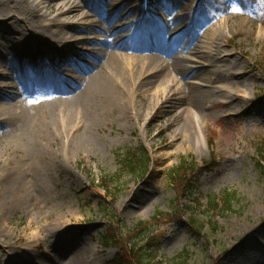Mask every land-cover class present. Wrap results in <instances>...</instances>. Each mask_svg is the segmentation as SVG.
<instances>
[{"label":"rangeland","instance_id":"1","mask_svg":"<svg viewBox=\"0 0 264 264\" xmlns=\"http://www.w3.org/2000/svg\"><path fill=\"white\" fill-rule=\"evenodd\" d=\"M115 1L102 0L99 10L89 5L90 0H63L60 5L59 1H54L38 32L31 34L22 24L25 34L22 37L20 33L8 34L14 37L10 43L3 39L4 32L0 30V64L6 60L14 61L15 66L28 62L22 57L26 52L23 49L36 47V36L46 25H54L48 26L49 31H62L60 23L66 22L71 24L66 42L70 47L48 43L49 50L64 52L68 46L75 55L77 51L86 55L77 54L80 63L75 67L67 64L65 69L58 70L59 74L66 75L59 76L69 80L87 77L93 81L102 63L109 66L110 63L97 55L88 56V52L95 53L97 45L102 43L129 42L131 38L125 39L122 33L133 36L138 32L137 24L131 23L132 18L125 24L120 22L133 14L129 9V13L125 11L127 7L117 10L113 16ZM157 1L152 3L154 15L151 18L154 17L151 20L167 27L162 37L142 43L144 49L131 46L119 50L126 56L110 61L118 73L124 75L126 64L138 69L143 65L159 68L163 65L166 71L163 76L155 75V89L163 88L168 79L173 81L166 92L152 98L147 109L150 115L141 122L147 128L146 136L134 119L121 118V113L132 115L129 104L113 112L107 103L106 111L103 112L101 106V110L91 111L97 115V128L92 126L82 131L80 137L68 141L71 126L81 121L88 123L91 112L84 108L82 119L76 121L78 105L74 101L57 100L56 104L65 108L68 123L72 124L63 128L60 107L52 103V98L44 99L50 102L45 111L38 113L39 118L48 117L47 120L53 121L59 136L55 143L45 144L47 151H51L47 161L41 155H32L34 138L29 140L0 131V229L5 231L0 232V264L12 261L14 264L18 260V264H54V261L66 264L70 260L78 264H113L120 257H123L121 262L131 261L135 247L152 251L156 264H264V174L254 158L255 147L264 142V0H162L163 5L154 6ZM39 2L34 0L33 4ZM175 2L177 5L170 8ZM79 3L92 13L85 18L89 26L82 27L83 30L75 26V21L81 20L83 15L81 8L66 16L61 14L64 8ZM116 3L122 6L124 0ZM128 5H138L140 10L141 0H131ZM100 10L107 19L113 16L105 31L96 27L103 26L99 22L106 23L97 13ZM174 15H178L176 20H172ZM226 20L229 22L222 29ZM118 26L122 31L113 34ZM83 38L87 41L80 42ZM206 40L208 45H205ZM220 51L237 57V66L228 70L230 62H218L216 55ZM178 57L186 68L196 67L203 78L182 80L175 69ZM80 66L83 67L78 69ZM207 77L212 81L207 82ZM186 81L202 83V89L211 91L215 100L214 106L209 103L206 108L201 104L193 108L205 134V146L198 145L192 136L186 138L182 112L187 104L182 102L180 93ZM65 84L71 85L70 81ZM221 84L227 86L232 95L217 92ZM16 86L12 90L22 94L17 95L15 103L22 101L23 104L24 88L20 82H16ZM147 89L138 90L135 98L138 105L147 102L142 93ZM14 91L3 92L1 100L8 102V98L16 95ZM6 117L3 115L0 119L6 120ZM88 133L91 138L86 137ZM65 135L69 137L68 142L62 139ZM53 149L57 151V160ZM145 153L147 156L143 157ZM129 157H143V161L132 171L124 165ZM21 161L39 162L51 169L49 173L32 169L31 177L24 178L26 173L23 176L18 167L20 182L1 180L3 173H10L7 162L21 166ZM185 162L198 168L193 175L199 183L192 196V199L197 197L196 204L187 203L184 197L183 188L191 177L183 172L188 168L180 170ZM179 170L180 175L176 172ZM12 191H18L21 197L11 201ZM225 194L233 198L231 209L222 211L224 205H220L211 212L208 200L214 196L224 201ZM158 213L162 215L157 217ZM60 220L66 221L68 227L58 233H70L67 238L72 244L69 248L59 241L65 251L62 256L53 250L58 240L49 231L43 232L38 250L27 244L33 232L31 227L50 228ZM143 223L148 225L142 226ZM200 224H203L202 231L194 227ZM110 229L116 233L118 246L105 248L100 237ZM249 233L261 245L254 247L257 253L240 248V254L227 258L228 248ZM79 247L88 250L83 252L84 259L80 262L76 255Z\"/></svg>","mask_w":264,"mask_h":264},{"label":"bare ground","instance_id":"2","mask_svg":"<svg viewBox=\"0 0 264 264\" xmlns=\"http://www.w3.org/2000/svg\"><path fill=\"white\" fill-rule=\"evenodd\" d=\"M33 1L34 0H0V30L4 32L3 39L6 42L10 43L14 39V37L9 36L11 34L15 35L16 33H20L21 37L25 34L21 29L22 24L26 25L28 31L31 30V34H33L35 30V32H38L37 28L41 27V21L49 16L48 10L52 8L51 3L54 1H59L60 5L61 1L63 0H40L37 5H34ZM118 1L121 0H116L112 4L114 8L113 16L116 15L117 10L121 11L126 7L129 8L128 4L129 2H131V0H124V3L122 4V6H120L117 5L118 3H116ZM161 1L158 2V5H163ZM95 2L100 4V2L97 0ZM176 5L177 2L172 3L169 7L174 8ZM80 8L82 7L78 5H72V7L64 8L61 11V14L66 16L74 13L75 11H78ZM127 8L125 9V11L127 10ZM134 10H137V6L134 7ZM82 11L85 15H83L81 21L79 22L85 24V18L90 17L92 14L87 11L85 7L82 8ZM139 14V16H144V14ZM101 16H103V14ZM177 17L178 15L176 17L174 15L172 20H176ZM121 21H123V23L125 24L127 21H129V17L125 20L122 18L120 22ZM143 21H145V23L147 24L146 30H148L149 33H152V40L150 41V43L160 39L161 30L163 29V27L158 24L152 23L150 20H147L146 17ZM109 22L110 18H108L105 24L102 22L103 26L99 27L96 25V27L100 30L105 31L106 26ZM228 22L229 21L226 20L225 23L222 24L221 28L224 29L227 26ZM48 26L52 28L54 25H46V31L43 29V32H40L41 34H39V36H36V47L31 46L29 48L23 49H26V52L22 57L23 59L26 58V61H30V63L23 61V65L15 66L14 61H12V63H9L6 62V60L4 64H0V117L3 115L7 116L6 120L0 119V131L2 133L8 131L11 132L13 135H19L29 140H33L34 138L32 146V155L38 157L41 155L47 161V159H49L51 151H47L45 144L46 142L55 143L56 141H58L59 136L56 131V125L53 123V121L47 120L48 117L39 118L38 113L39 111H45V109H47L46 107L48 106L50 101L44 99L52 98V103L54 105H57V100H60L62 103H69L74 101L76 105H78L76 107V121L82 119V113H84V108L90 112L93 110L101 109L104 112L108 108L107 103H110V105H108L111 106L110 110L112 109L113 112H117L118 110L120 111V108L122 109L123 107H126L127 104H129L132 115L129 116L126 112L124 114L121 113V118L126 121L134 119L140 129V132L144 136H146L147 128L145 125H142L141 122L144 117L148 118L150 115L147 109H149V106L152 104V98L159 96L164 91L166 92L169 89L171 82H173L171 81V79H168L165 82V86L163 88L155 89V75L163 76L166 71L165 67L163 65L162 67L160 66V68L157 66L143 65L141 69H138L135 66L132 67L131 64H126L125 75L118 73V69H115L114 65L110 61L113 62L114 60L122 59L126 56L124 51L121 52L119 50H125L131 46L144 49V45L139 41V39H136V43H134V38H131L129 42L123 41L121 43H117L118 45L112 43L106 45L102 43L97 45L94 51L95 53L88 52V56H91L92 54L93 57L97 55L101 58H106V61L110 63V66L108 65V63H102L100 69L97 72V75L95 74V79L93 81H91V79L87 77L70 78V80L68 79V81H70L71 85H63L61 87L60 84L57 83L59 82V78L56 77V75L53 73L54 66L57 67V65L60 63L62 65L67 64L65 62H68V64L70 63L77 65L80 60L79 57H76V55L82 54L85 57L86 54L83 51H80L77 52V54L75 55L72 50L69 49L64 52L54 51V48L49 50L48 43H51L52 46H70L69 43L66 42L68 40L67 29L71 27V24L62 22L60 23V26L63 28V30H56L54 32L49 31ZM107 31H109V29ZM20 40L21 39H19V41ZM83 41H87V39L83 38V40H81L80 42ZM205 43V45H208L209 42L206 40ZM68 46H66V48H69ZM182 46H180V49L182 48ZM15 49L17 51V48H14V50ZM207 49L208 47L205 46L204 50L206 52L208 51ZM211 50L212 47H210V51ZM36 53H43V55L38 56L36 55ZM216 59L218 60V62H222L225 64L230 62L227 67L228 70L235 68L238 63V58L226 51L218 52V54L216 55ZM153 63L155 64V62ZM82 67L83 66H80L78 69H81ZM175 69L180 74L181 79L183 78L182 80L190 79L193 77L203 78L199 74L200 72L197 70L196 67H194L193 69L186 68L181 63L180 57L176 59ZM12 79H14L15 81L13 80V82H11ZM206 80L207 82H211L212 78L207 77ZM16 82H20L24 88V91L26 92L23 104H21L22 101H20L19 103H15L17 95H19L18 93H20L17 92V90H12L17 88L18 85L16 86ZM179 82L180 81L174 82L173 85L176 86V84H178ZM184 85L185 89L187 90L182 89L180 93L182 96V102L185 104V106L187 104L184 112H182V115L185 119L183 127H186V138L192 136L198 145L205 146V134L199 126V119L198 116L195 114L193 108L198 107L200 104L203 105L204 108H206L207 104L209 103L213 104L214 106L215 100H212L211 91L202 89L203 84L200 82L186 81ZM174 86H172L171 88H174ZM146 87L148 89L143 91L142 93L144 94V98L147 102L138 105V103L135 101V98L138 95V90L143 88L145 89ZM52 89H56V91H52ZM9 90L12 92L14 91L16 95L10 97L11 100L9 99L8 102L1 100L3 99V92H8ZM44 90L48 92H45ZM216 91L219 93H223L227 96L232 95L229 91V88L224 84H221ZM99 106H101V109ZM59 107L61 117L60 126L66 128L68 127V125H72L68 123L65 108L61 106ZM133 111L136 112L133 113ZM92 126H95V128H97L98 124L96 113L91 112L88 123H84L83 121H81L80 123L73 124L68 133L71 138L65 135L62 136V139H66L67 141V138H69L68 141H71L74 138H78L82 135V131L85 132ZM89 133L91 134V132ZM89 133L88 135H86L87 138H91ZM53 156L55 160H57L58 155L55 149H53ZM6 167L10 168V173H3L1 175V180H4L6 182H20L21 177L20 170L17 169L18 167L22 169L21 173H23V176L24 173H26V176H24V178L31 177L32 169H42L45 170L46 173H49V170L51 169V167L45 166L39 162L28 163L26 161H21V166H16L11 164V162H7ZM13 191L11 192L10 196L11 201L17 200L18 196L21 197L18 191ZM42 226L43 225H36L31 227L33 229V232L29 236L27 244L32 246L35 250H38V248H40L41 243L43 242V232L45 230L49 231V233L55 235L56 240H58L57 243L53 245V250H56V252L60 253V256H62L65 251L60 248L59 241H63L69 248L72 246L70 239L67 238L68 236H70V233L59 234L60 232H62V230L64 231L67 229L68 224H66V221L60 220L54 225H51L50 228H44ZM0 232L4 233L5 231L3 229H0ZM259 232L260 231L258 230V233ZM252 238L254 239L256 237H254L251 233L244 234V236L239 242L235 243V245H232L228 248L227 258H229L230 256L232 257L235 254H240V248L244 249L245 252H249L254 251V247H261V245L256 241L257 239H254V241ZM20 251L21 250H16V252ZM87 251L88 250L85 251V248H80L79 253H76L77 257L79 258V262L84 259L83 252ZM254 253H257V251L255 250ZM27 255L29 254L27 253ZM21 259L22 258H20V260ZM25 260H27V258H25ZM14 262V264H18L19 260ZM67 263L78 264V261L70 260ZM54 264H56L55 261Z\"/></svg>","mask_w":264,"mask_h":264},{"label":"trees","instance_id":"3","mask_svg":"<svg viewBox=\"0 0 264 264\" xmlns=\"http://www.w3.org/2000/svg\"><path fill=\"white\" fill-rule=\"evenodd\" d=\"M256 158H257V164L258 167L261 171V173L264 174V142H262L257 148H256ZM125 160V159H124ZM123 160V161H124ZM141 159H138L137 157H129L125 160L124 165L127 168H130L132 171L136 169V164L140 163ZM188 162L183 163V166L187 167L188 166ZM190 166V171L192 173L195 172V168L193 167L192 164H189ZM183 166H181V168H183ZM182 170V169H180ZM179 170V171H180ZM178 173V171H176ZM180 174V172H179ZM179 176V175H178ZM188 176V175H187ZM198 188V184L196 183V181L194 180V178L189 179L186 183L185 186L183 188V192L185 193V196L188 197L189 195L194 194L195 190ZM227 199V204L226 208H224L223 210H228L231 209L232 207V203H233V198H230L229 196L226 197ZM218 200L216 198H212L210 203H209V208L211 210V212H213L215 210V208H218ZM162 215V213H159ZM142 226H146L148 224L143 223L141 224ZM122 226V224H121ZM197 226L200 230L203 228V224L200 225H194V227ZM113 229L106 231L104 234H102V242L103 245L105 247H110V246H118V240H117V236L116 233L112 232ZM202 231V230H201ZM200 233V232H199ZM123 259V257H120L118 259H115V264H156L155 258L153 256L152 251H149L147 249H143V248H133L131 251V261L128 262H121V260Z\"/></svg>","mask_w":264,"mask_h":264}]
</instances>
